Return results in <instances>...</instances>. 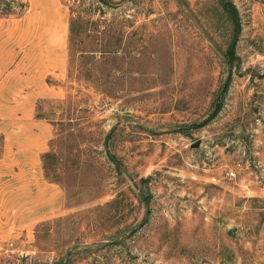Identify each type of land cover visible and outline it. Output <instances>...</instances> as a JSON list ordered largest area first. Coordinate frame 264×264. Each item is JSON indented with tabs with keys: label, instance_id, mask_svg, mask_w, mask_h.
Listing matches in <instances>:
<instances>
[{
	"label": "rangeland",
	"instance_id": "obj_1",
	"mask_svg": "<svg viewBox=\"0 0 264 264\" xmlns=\"http://www.w3.org/2000/svg\"><path fill=\"white\" fill-rule=\"evenodd\" d=\"M109 1L0 0V264H264V0Z\"/></svg>",
	"mask_w": 264,
	"mask_h": 264
},
{
	"label": "crops",
	"instance_id": "obj_2",
	"mask_svg": "<svg viewBox=\"0 0 264 264\" xmlns=\"http://www.w3.org/2000/svg\"><path fill=\"white\" fill-rule=\"evenodd\" d=\"M8 95H7L8 96L7 97L8 100L15 99V96L11 92L8 93ZM2 100H6V98H2ZM20 117H22V116H20ZM20 123H21V121H20ZM23 127H24V125H20V127H19L20 130L23 129ZM5 134H11V133L5 132ZM11 148H15L17 150H25V149H27V144H26V142H22V141L19 140V141L15 142V143H12L11 144ZM20 160L21 161H19L20 162L19 163V166L23 167V166H25V165L28 164L25 159L24 160L20 159ZM21 178L22 177L19 175V182H20V184L18 185V188L17 189H7V190H3L4 191V195H6V193L7 192H10V191H13V193H17L16 191H20V193H21V185L24 186V184L22 183V179Z\"/></svg>",
	"mask_w": 264,
	"mask_h": 264
},
{
	"label": "trees",
	"instance_id": "obj_3",
	"mask_svg": "<svg viewBox=\"0 0 264 264\" xmlns=\"http://www.w3.org/2000/svg\"><path fill=\"white\" fill-rule=\"evenodd\" d=\"M100 1L102 2V4L110 5V1L109 0H100ZM219 1L221 2V4L224 7V9L226 11H228V13L230 14V16H231V18L233 20V23H237V21H239V17L237 15V12L236 13L234 12L235 11L234 10L235 9L234 4L229 2V0L228 1L227 0H219ZM231 7L234 8L233 9L234 11H231V9H230ZM4 15H7V13H5ZM71 30H72V28H71Z\"/></svg>",
	"mask_w": 264,
	"mask_h": 264
},
{
	"label": "built area",
	"instance_id": "obj_4",
	"mask_svg": "<svg viewBox=\"0 0 264 264\" xmlns=\"http://www.w3.org/2000/svg\"><path fill=\"white\" fill-rule=\"evenodd\" d=\"M237 166L239 167V166H242V163L241 162H238L237 163ZM236 170L235 169H231V170H229L228 172H227V176H229V177H235L236 176Z\"/></svg>",
	"mask_w": 264,
	"mask_h": 264
},
{
	"label": "water",
	"instance_id": "obj_5",
	"mask_svg": "<svg viewBox=\"0 0 264 264\" xmlns=\"http://www.w3.org/2000/svg\"><path fill=\"white\" fill-rule=\"evenodd\" d=\"M201 144V140H197L194 143H192V147H198Z\"/></svg>",
	"mask_w": 264,
	"mask_h": 264
}]
</instances>
